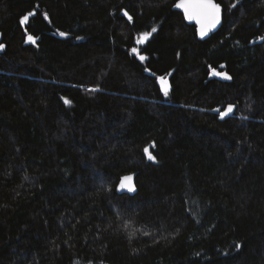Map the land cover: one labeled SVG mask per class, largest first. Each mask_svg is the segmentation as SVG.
Here are the masks:
<instances>
[{
	"label": "trees",
	"instance_id": "obj_1",
	"mask_svg": "<svg viewBox=\"0 0 264 264\" xmlns=\"http://www.w3.org/2000/svg\"><path fill=\"white\" fill-rule=\"evenodd\" d=\"M176 1L0 0V264H264V0Z\"/></svg>",
	"mask_w": 264,
	"mask_h": 264
},
{
	"label": "snow or ice",
	"instance_id": "obj_2",
	"mask_svg": "<svg viewBox=\"0 0 264 264\" xmlns=\"http://www.w3.org/2000/svg\"><path fill=\"white\" fill-rule=\"evenodd\" d=\"M178 7H181L184 9V12L189 20H195L200 25V35L204 36L210 31L212 28H214L217 23L220 21L221 16V7L219 4L215 3V0H181V2L177 5ZM127 15V13H125ZM131 19V17H129ZM28 20V16L23 17L21 23H24ZM153 31H156L154 28ZM61 35H64V33H61ZM143 36L147 38L150 36V33H144ZM29 40L35 42L34 38L32 36L28 37ZM4 45L0 44V49H3ZM135 52V49H133ZM141 59H144L143 56L140 57ZM216 75H220V73H216ZM226 78L231 79L230 76H227V74H224ZM160 83L163 86L164 95H168V86L165 82L164 77L160 78ZM93 91L95 89H92ZM68 102V101H66ZM233 110V106L229 105L226 112L223 113V115H228ZM147 151V150H146ZM150 159H155V157L149 155ZM130 177H122L120 187H125L124 181L130 180ZM130 190L134 191V187H132Z\"/></svg>",
	"mask_w": 264,
	"mask_h": 264
},
{
	"label": "water",
	"instance_id": "obj_3",
	"mask_svg": "<svg viewBox=\"0 0 264 264\" xmlns=\"http://www.w3.org/2000/svg\"><path fill=\"white\" fill-rule=\"evenodd\" d=\"M180 2H181V0H177V1H176V3H175L174 6H173V10L180 12V13L183 15V17H184L185 22H186L188 25H192V26H195V27H196V32H197V36H198V38H200V39H202V40H206V39H208V38L211 36V34L216 33V32L221 28V26H222V24H223V12H222V7H221L220 4H219V5H220V7H221V16H220V21H219V23H217V25H216L214 28H212L210 31H208V33H207L206 35L201 36V35H200V25H199L195 20H189V19L187 18L186 14H185V12H184V9L181 8V7H178V6H177ZM215 3H217V2L215 1ZM217 4H218V3H217ZM125 13H126V11L124 10V11H123V15H124L126 18H129V15H128V14L125 15ZM35 14H36V12L34 11V12H32V13L27 14L26 16H28V20H29V19H30L32 16H34ZM28 20H27V21H28ZM21 21H22V20H21ZM27 21H25L24 23H22V25H23V26L26 25ZM25 34H26V37H25V44L35 45V44L38 42V38H37V37H34L33 35L28 34L26 30H25ZM29 36H32V37L34 38L35 42L29 40V39H28ZM1 39H2V34L0 33V40H1ZM141 56H143L144 59H141V58H140ZM137 59H138L142 64H144V63H145L144 60H146L147 57H146L145 55H143V54H138V55H137ZM218 76H219V75H218ZM66 101H68V100H66ZM67 103H68V102H67ZM232 106H233V110H232L228 115H223V113L227 111L228 106H227V107L221 112V115H222L223 117H225V116H227V117L232 116V115L235 113V109H236L234 105H232ZM124 177H130L131 179H130V180H126V181H124L125 187H123V188L120 187V183H121V180H120V182H119V184H118V186H117L118 193H119V194H130V195L135 194L136 191H137V187H136V173L129 174V175H126V176H124ZM132 187H134V189H135L134 191L130 190Z\"/></svg>",
	"mask_w": 264,
	"mask_h": 264
},
{
	"label": "rangeland",
	"instance_id": "obj_4",
	"mask_svg": "<svg viewBox=\"0 0 264 264\" xmlns=\"http://www.w3.org/2000/svg\"><path fill=\"white\" fill-rule=\"evenodd\" d=\"M221 78H225V76L223 75V74H220L219 75ZM164 77V79H165V82H166V84H167V86H168V92H169V90H170V85H169V79H168V76H163ZM161 78V77H160ZM160 78H158V83H159V85H160V88H161V90H162V92L164 93V91H163V86L161 85V83H160Z\"/></svg>",
	"mask_w": 264,
	"mask_h": 264
},
{
	"label": "flooded vegetation",
	"instance_id": "obj_5",
	"mask_svg": "<svg viewBox=\"0 0 264 264\" xmlns=\"http://www.w3.org/2000/svg\"><path fill=\"white\" fill-rule=\"evenodd\" d=\"M1 34H2V33H1ZM0 44H3V39L0 40ZM3 45H4V44H3ZM0 50H2V49H0Z\"/></svg>",
	"mask_w": 264,
	"mask_h": 264
}]
</instances>
